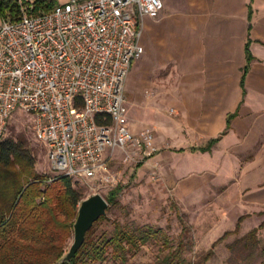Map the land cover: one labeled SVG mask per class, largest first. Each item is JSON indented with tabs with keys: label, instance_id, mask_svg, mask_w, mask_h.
Returning a JSON list of instances; mask_svg holds the SVG:
<instances>
[{
	"label": "crops",
	"instance_id": "0c3cea01",
	"mask_svg": "<svg viewBox=\"0 0 264 264\" xmlns=\"http://www.w3.org/2000/svg\"><path fill=\"white\" fill-rule=\"evenodd\" d=\"M139 29L144 53L126 81L130 129L155 126L156 144L190 155L176 175L191 169L194 194L225 187L214 194L238 196L247 213L222 235L248 215L228 237L247 235L264 221V0H164Z\"/></svg>",
	"mask_w": 264,
	"mask_h": 264
},
{
	"label": "built area",
	"instance_id": "2783aa9c",
	"mask_svg": "<svg viewBox=\"0 0 264 264\" xmlns=\"http://www.w3.org/2000/svg\"><path fill=\"white\" fill-rule=\"evenodd\" d=\"M17 3L15 18L0 22V141L16 110L31 113L54 176L113 188L117 151L129 159L158 150L155 128L130 129L125 92L144 53L140 22L164 0H68L40 13L36 0Z\"/></svg>",
	"mask_w": 264,
	"mask_h": 264
},
{
	"label": "rangeland",
	"instance_id": "374dc122",
	"mask_svg": "<svg viewBox=\"0 0 264 264\" xmlns=\"http://www.w3.org/2000/svg\"><path fill=\"white\" fill-rule=\"evenodd\" d=\"M0 20L2 21L1 17ZM125 106L127 107V104ZM168 114L175 117L174 108H168ZM33 117L31 113L16 110L9 120L3 139L12 138L18 141L24 138L26 148H29L35 159L36 170L55 175L48 158L47 146L36 138ZM150 127L157 131L155 126ZM157 146L158 150L154 155L144 158L138 156L126 159L125 154L116 152L117 159L111 164L112 172L117 178V184L113 188L122 186V191L118 196L119 203L109 207L106 218L98 223L96 233L98 237H111L117 222L135 232H138L139 227L150 225L162 233L160 237H152L142 244L136 252H128L127 261H123L109 248L104 263L157 264L159 257L169 252L165 242L171 246L172 251L176 248L178 250L179 243L184 242L187 245L179 249V258L184 259V264H264L262 231L257 234L260 241L256 247L243 248V241H240L247 238V235L243 236L240 232L219 243L215 247L214 256L203 262L204 255L218 237L226 229L234 228L238 216L247 211L236 209L240 203L238 196L214 194V191L220 193L226 190L225 187H205L202 194H194L191 169L185 171L182 179L176 175V170L187 164L190 155L172 154L171 151L177 150L178 147L168 141L158 143ZM79 185L83 188L86 198L96 193L106 198L113 189L95 192L89 184ZM259 220L257 216L249 218L244 222V228L253 227ZM73 240L74 226L67 250ZM85 264L99 263L88 261Z\"/></svg>",
	"mask_w": 264,
	"mask_h": 264
},
{
	"label": "trees",
	"instance_id": "16d2710c",
	"mask_svg": "<svg viewBox=\"0 0 264 264\" xmlns=\"http://www.w3.org/2000/svg\"><path fill=\"white\" fill-rule=\"evenodd\" d=\"M56 4L54 0H36V13L50 11ZM17 11V0H0L2 19H14ZM247 52L249 53V46ZM250 61L249 55L248 63ZM248 69L249 64L244 68L243 77ZM79 184L68 176H54L37 171L35 159L29 148H26L24 138L18 141L12 138L1 139L0 264H85L88 261L105 264L109 248L123 261H127L128 252H136L152 237H160L162 231L155 230L150 225L139 227L138 232H135L124 228L119 222L111 237H98L97 225L106 218L105 214L88 230L85 241L74 258L70 262L63 261L68 252L67 244L73 233L79 205L86 198ZM121 191L122 186L109 191L106 197L108 209L119 203ZM247 216H241L234 231H226L213 243L203 257L204 263L214 256L215 247L219 243L240 230L241 223ZM263 228L264 221L252 229L247 238H242L240 242L243 241V248L256 247L260 241L257 234ZM164 245H168L165 247L169 252L160 256L157 264L185 263L184 259L179 258V249L185 247L186 243H179L178 250L176 248L173 251L169 244L165 242Z\"/></svg>",
	"mask_w": 264,
	"mask_h": 264
},
{
	"label": "water",
	"instance_id": "95a60500",
	"mask_svg": "<svg viewBox=\"0 0 264 264\" xmlns=\"http://www.w3.org/2000/svg\"><path fill=\"white\" fill-rule=\"evenodd\" d=\"M108 206L107 199L99 193L82 200L74 223V240L64 256L63 261L70 262L74 258L84 243L88 230L92 228L101 216L106 214Z\"/></svg>",
	"mask_w": 264,
	"mask_h": 264
}]
</instances>
